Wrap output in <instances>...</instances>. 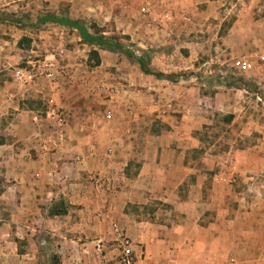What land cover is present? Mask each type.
<instances>
[{"label": "crops", "instance_id": "0c3cea01", "mask_svg": "<svg viewBox=\"0 0 264 264\" xmlns=\"http://www.w3.org/2000/svg\"><path fill=\"white\" fill-rule=\"evenodd\" d=\"M70 1L0 6V205L12 207L10 218L0 219L1 258L109 264L119 253L116 223L132 241L136 264H264V141L234 151L231 162V151L222 159L198 137L211 109L222 110V81L156 78L122 53L98 48L97 66L87 65L88 55L84 63L70 55L64 77L39 76L27 85L15 79L20 60L31 63L33 46L60 40L89 52L75 30L36 23L48 13L64 14ZM106 1L112 29L137 48H151L150 41L171 46L166 61L150 58L149 67L166 73L167 62L176 73L193 68V51L211 48L226 0ZM144 5L153 12L140 16ZM251 6L244 5V14ZM165 10L173 21L161 24ZM243 28L235 23L227 37L244 36ZM253 29L264 36V25ZM185 48L179 64L175 51ZM99 79L115 93L99 96L93 90ZM49 100L66 117L61 139L52 137L45 118ZM228 162L233 167L222 170Z\"/></svg>", "mask_w": 264, "mask_h": 264}, {"label": "rangeland", "instance_id": "374dc122", "mask_svg": "<svg viewBox=\"0 0 264 264\" xmlns=\"http://www.w3.org/2000/svg\"><path fill=\"white\" fill-rule=\"evenodd\" d=\"M242 1H244V3L242 2L243 5L241 6L230 4V0L224 1L225 4L220 7L222 10L220 14L223 20L219 24L220 28L218 35L212 37L211 48L206 46V48L199 53L193 51V60H190L191 64H193V68H189V70L181 68L174 73L170 71L172 68L167 66V62L162 65L163 69L166 71L164 75H170L173 79L179 75L191 74L198 79L222 81V110L211 109V112H209L210 114H208L207 127L204 126L203 130L199 132L198 137L204 140V142L210 143L211 153L220 154L222 152V159L231 151L229 155L231 162L235 161V158L232 157V155L234 156V151L244 150V148L248 146L264 141V62L257 61L254 58L257 51L264 45V36H256L253 32L255 29H253L254 24L264 25V0ZM107 4L108 2L106 0H102L99 3H90L87 0H72L66 2L61 8L65 11L64 14L70 18L80 19L87 25L93 24L103 30L105 35H116L122 43L130 50L135 51L136 54L148 52L151 59H155L159 56L158 60L156 59V61L159 62V60L166 61L167 56L174 53V51L172 52L169 50L171 46L167 44L159 45L157 42L151 41V48L148 47L143 50L137 48L134 43L129 42L128 36L122 34L121 31H115L114 27L112 29L113 24L111 23L113 22L110 18L108 19L106 17L105 10H107ZM244 5L247 8L252 5L250 8L251 14H244L246 13V7L244 8ZM143 8L146 9V11L143 12ZM152 10L153 9H150V7L144 5L137 10V13L140 16L148 15L153 12ZM165 16H168V19H166ZM184 20H187V18L184 17ZM157 21L161 24L172 22V11L165 10L158 16ZM237 22L241 23L242 27H244L243 32L245 35L242 37H227L229 28ZM68 36H70V34ZM242 39L244 41H242ZM56 41H58V45L53 42L47 45V47L43 46L42 48H37L33 46L34 52L29 54V61H31V63L27 65L25 62L26 60L22 59L20 61H23V64L19 62V65L24 66L19 68H26L35 74L36 67L39 63L45 60L55 59L60 65H65L70 69V57L72 55L77 57L82 63L86 62L85 59L88 55L87 48L84 49L81 47L77 49L76 47H72L74 43H61L60 40ZM22 42L24 44L23 47L28 46L26 41ZM74 48L76 49L75 51H73ZM186 49L187 48H185V51L187 52L175 51L178 53L177 58L179 64H182V61H184L181 60V58H186L188 54V50ZM108 55L114 59H120L122 57V54ZM161 56H164V58L160 59ZM240 59L247 60L250 68L243 69L237 66L236 61ZM91 64L92 62L87 56V65ZM36 77H39V75ZM104 84L106 85V82H104L103 79H99V81L93 85V90L97 85ZM107 87L109 86H104L99 96H102L104 92L107 93L105 90ZM206 150H209V148ZM261 153L264 154V148ZM226 164L222 163V170L229 171V168L233 166L232 164L230 165L229 162ZM225 166L227 167L225 168ZM11 208L10 205H3V207L0 205V219H9ZM116 261L117 258L115 260L113 258L110 260L109 264H116ZM51 262L52 264H60L58 260L54 259ZM16 263V259L1 258L0 255V264ZM43 263L46 264L45 261Z\"/></svg>", "mask_w": 264, "mask_h": 264}, {"label": "built area", "instance_id": "2783aa9c", "mask_svg": "<svg viewBox=\"0 0 264 264\" xmlns=\"http://www.w3.org/2000/svg\"><path fill=\"white\" fill-rule=\"evenodd\" d=\"M16 1L23 0H0V6ZM87 1L90 3H99L102 0ZM142 11L144 12L146 11V9L143 8ZM165 18L168 19V16H165ZM254 58L257 61L264 62V45L259 49V51H257ZM236 65L243 69L250 68L249 62L244 59L236 61ZM69 72L70 70L65 65H60L55 59H49L42 61L41 63H39V65H37L35 74L32 73L31 70H28L26 68H18L15 71V79L22 84H29L32 83L33 79L39 75L49 81H53L57 78L66 76ZM103 88L104 85H97L94 88V91L102 92ZM105 90L107 94L115 93V89L112 86L107 87ZM111 117V111L108 110L106 112L105 118L110 120ZM45 118L52 123V137L55 139H61L63 136V129L66 124V117L59 109L55 107L54 102L52 100H49L47 103V109L45 110ZM33 122H38V119L34 118ZM53 138L49 137L41 141V149L43 151L48 150V146L52 144ZM111 229L119 247V253L117 255L116 264H136L133 253L132 241L130 240V238L116 223L111 224ZM97 247L101 248V243H99Z\"/></svg>", "mask_w": 264, "mask_h": 264}, {"label": "trees", "instance_id": "16d2710c", "mask_svg": "<svg viewBox=\"0 0 264 264\" xmlns=\"http://www.w3.org/2000/svg\"><path fill=\"white\" fill-rule=\"evenodd\" d=\"M36 23L38 25L53 23L68 29L75 30L78 37L80 38V43L85 44L90 48L88 52V59L92 62L91 66H97L100 63L98 51L94 49L98 48L109 52L122 53L127 59L134 60L144 74L152 75L156 78H171L170 75H164V73L154 71L149 67V53L136 54L135 51L130 50L124 43H122L116 35H105L103 30L93 24L87 25L84 21L70 18L63 13H48L39 16Z\"/></svg>", "mask_w": 264, "mask_h": 264}]
</instances>
